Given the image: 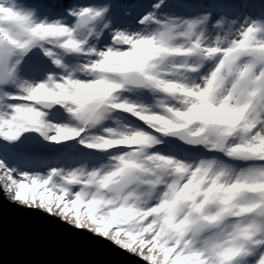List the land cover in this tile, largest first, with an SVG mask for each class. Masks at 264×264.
Masks as SVG:
<instances>
[{
	"label": "snow or ice",
	"instance_id": "snow-or-ice-1",
	"mask_svg": "<svg viewBox=\"0 0 264 264\" xmlns=\"http://www.w3.org/2000/svg\"><path fill=\"white\" fill-rule=\"evenodd\" d=\"M0 190L144 264H264V0H0Z\"/></svg>",
	"mask_w": 264,
	"mask_h": 264
},
{
	"label": "water",
	"instance_id": "water-1",
	"mask_svg": "<svg viewBox=\"0 0 264 264\" xmlns=\"http://www.w3.org/2000/svg\"><path fill=\"white\" fill-rule=\"evenodd\" d=\"M0 264H144L106 238L77 229L0 190Z\"/></svg>",
	"mask_w": 264,
	"mask_h": 264
},
{
	"label": "bare ground",
	"instance_id": "bare-ground-1",
	"mask_svg": "<svg viewBox=\"0 0 264 264\" xmlns=\"http://www.w3.org/2000/svg\"><path fill=\"white\" fill-rule=\"evenodd\" d=\"M5 197V196H4ZM7 200H9V201H12V200H10V199H8L7 197H5ZM13 202H15V201H13ZM15 203H17V204H19L18 202H15ZM21 205V204H20ZM23 206V205H22Z\"/></svg>",
	"mask_w": 264,
	"mask_h": 264
},
{
	"label": "rangeland",
	"instance_id": "rangeland-1",
	"mask_svg": "<svg viewBox=\"0 0 264 264\" xmlns=\"http://www.w3.org/2000/svg\"><path fill=\"white\" fill-rule=\"evenodd\" d=\"M3 195L5 196V197H7L5 194H4V192H3ZM8 199H10L9 197H7ZM11 200V199H10ZM58 217V216H57ZM60 218V217H59ZM91 232V231H90Z\"/></svg>",
	"mask_w": 264,
	"mask_h": 264
}]
</instances>
